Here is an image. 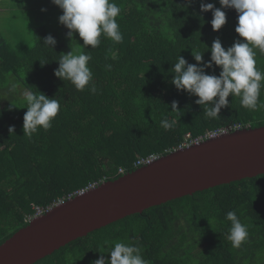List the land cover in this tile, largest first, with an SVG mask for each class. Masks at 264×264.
<instances>
[{"label": "trees", "instance_id": "16d2710c", "mask_svg": "<svg viewBox=\"0 0 264 264\" xmlns=\"http://www.w3.org/2000/svg\"><path fill=\"white\" fill-rule=\"evenodd\" d=\"M112 2L121 9L116 19L122 43L102 35L92 49L80 39L81 54L92 57L88 67L95 94L87 87L77 91L54 75L75 41L52 49L42 43L48 34L36 29L32 45L13 48L0 34V245L30 222L36 207L45 212L94 183L115 180L141 167L135 166L139 159L164 156L210 131L264 125V108H243L239 97L232 96L219 117L209 118L195 103L198 97L171 83L179 56L195 65L193 54L200 53L208 62L215 39L225 50L241 39L234 9H223L219 0H193L190 5L185 0ZM201 3L225 11L226 24L218 32L211 26L212 12H201ZM255 51L256 67L264 72V54ZM220 71L214 66L205 73L219 76ZM12 83L18 85L15 94L9 91ZM25 89L55 98L61 106L52 127L41 128L31 139L23 131ZM173 101L179 112H172ZM258 103H264V86ZM164 118L175 122L167 131L160 123ZM229 211L248 225L249 237L239 249L227 239ZM116 242L138 244L148 264H264V175L127 216L35 264H94L101 255L110 259L108 251Z\"/></svg>", "mask_w": 264, "mask_h": 264}, {"label": "clouds", "instance_id": "9594fccd", "mask_svg": "<svg viewBox=\"0 0 264 264\" xmlns=\"http://www.w3.org/2000/svg\"><path fill=\"white\" fill-rule=\"evenodd\" d=\"M51 2L62 10L59 23L68 29V38L72 39L74 34L78 33L84 48L98 47L102 35L114 43H122L123 35L116 19L121 9L112 0H51ZM192 2L193 0H185L186 5ZM219 3L223 9H234L238 13L235 32L241 39H236L233 45L225 50L217 38L212 43L208 62H203L200 53L193 54L197 62L195 65L188 64L179 56L171 69L175 73L171 83L177 91L198 97L195 103L203 106L204 114L209 118L220 116L221 109L228 106L229 96L239 97L243 108L249 110L264 108V103H258L261 88L264 86L262 85L264 72L256 67L255 58V49L264 54V0H219ZM200 11L212 12L213 31L218 32L226 24L225 11L215 8L212 3H201ZM42 43L53 49L57 41L52 35H48ZM91 59L90 55H77L73 54V51L63 54L54 75L63 82L69 81L77 91L82 92L87 87L89 92L95 94L97 87L92 82L93 73L88 67ZM40 63L42 66L47 64L43 61ZM200 64L202 66H198ZM214 66L221 69L219 76L205 73L206 69H213ZM106 68L111 70V65H106ZM17 89L18 85L12 83L9 91L15 94ZM21 98L26 104L24 108L27 109L23 117L24 136L31 139L41 128L45 131L50 129L52 121L61 109L59 101L55 98L50 99L39 91L33 92L28 89L22 91ZM171 108L172 112H179L178 102L173 101ZM160 123L167 131L175 122L164 118ZM9 132L14 133V126L9 127ZM225 220L231 223L227 239L234 249H239L249 237L248 225L241 222L236 211L227 212ZM142 252L143 249L138 244L116 242L108 251L110 259H105L101 255L94 264H148Z\"/></svg>", "mask_w": 264, "mask_h": 264}, {"label": "water", "instance_id": "95a60500", "mask_svg": "<svg viewBox=\"0 0 264 264\" xmlns=\"http://www.w3.org/2000/svg\"><path fill=\"white\" fill-rule=\"evenodd\" d=\"M260 175H264V125L178 148L34 217L0 245V264H35L127 216Z\"/></svg>", "mask_w": 264, "mask_h": 264}, {"label": "rangeland", "instance_id": "374dc122", "mask_svg": "<svg viewBox=\"0 0 264 264\" xmlns=\"http://www.w3.org/2000/svg\"><path fill=\"white\" fill-rule=\"evenodd\" d=\"M46 9V11H41ZM62 10L51 0H0V34L16 48L20 45H32L35 42L36 29L52 35L57 44L65 48L74 40L73 54H81L80 37L67 36V28L59 23Z\"/></svg>", "mask_w": 264, "mask_h": 264}, {"label": "built area", "instance_id": "2783aa9c", "mask_svg": "<svg viewBox=\"0 0 264 264\" xmlns=\"http://www.w3.org/2000/svg\"><path fill=\"white\" fill-rule=\"evenodd\" d=\"M241 126H235L234 129H232V127H226V128H222V129H218V130H214V131H210L209 133H207L205 135V137H201V138H198L196 139L195 141H191L190 143H186L185 146H189L191 144H194V143H197V142H200V141H203V140H206V139H209V138H212V137H216V136H219V135H222V134H225V133H228L230 131H233L235 129H240ZM189 137V135H188ZM158 157H155V156H151V157H148V158H142V159H139L136 163H135V166L136 167H139V166H143V165H146L150 162H152L153 160L157 159ZM120 173H124V170L121 168L119 170ZM98 183H94L92 185H90V187H88L86 190H89V189H92V188H95L97 187ZM85 190V191H86ZM49 210V209H48ZM47 211V210H46ZM45 211V212H46ZM42 209L36 207V213L33 215V216H28V221H31L34 217H37V216H40L42 215L43 213H45Z\"/></svg>", "mask_w": 264, "mask_h": 264}]
</instances>
